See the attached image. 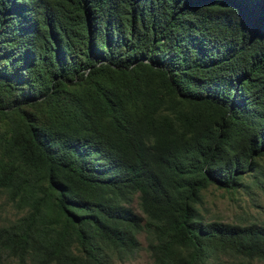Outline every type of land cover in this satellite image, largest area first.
Here are the masks:
<instances>
[{"label":"trees","instance_id":"16d2710c","mask_svg":"<svg viewBox=\"0 0 264 264\" xmlns=\"http://www.w3.org/2000/svg\"><path fill=\"white\" fill-rule=\"evenodd\" d=\"M262 158L264 0H0L2 256L264 264V223L202 212Z\"/></svg>","mask_w":264,"mask_h":264},{"label":"rangeland","instance_id":"374dc122","mask_svg":"<svg viewBox=\"0 0 264 264\" xmlns=\"http://www.w3.org/2000/svg\"><path fill=\"white\" fill-rule=\"evenodd\" d=\"M260 173L257 178L244 177L249 187H239L236 191L209 185L203 191L202 212L208 220H218L228 223H246L254 221L264 223V158L259 160ZM263 183H255L257 179ZM132 208L141 214L137 197L131 204ZM20 213L11 202L0 195V226L9 223ZM140 249L131 258L115 260L114 264H154L146 249L145 234H139ZM0 264H16L13 260L0 254Z\"/></svg>","mask_w":264,"mask_h":264}]
</instances>
